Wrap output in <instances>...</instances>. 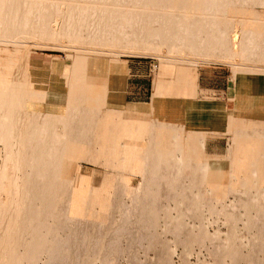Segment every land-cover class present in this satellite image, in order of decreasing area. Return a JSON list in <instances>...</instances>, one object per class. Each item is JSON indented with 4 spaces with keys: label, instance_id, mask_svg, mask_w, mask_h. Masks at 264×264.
<instances>
[{
    "label": "bare ground",
    "instance_id": "bare-ground-1",
    "mask_svg": "<svg viewBox=\"0 0 264 264\" xmlns=\"http://www.w3.org/2000/svg\"><path fill=\"white\" fill-rule=\"evenodd\" d=\"M258 7H264V0H0V144L4 156L11 153L23 172L19 198L3 209L0 203V262L172 264L175 251L165 239L170 233L178 248L210 243L216 264H240L244 244L237 245L236 236L224 242L220 234L210 235L203 219L209 209L227 216L231 227L244 211L247 227L256 231L246 245L252 250L247 261L264 263L259 257L264 251V186H256L264 181V156L247 161V155L232 153L226 178L218 182L222 185L215 186L219 180L211 185L218 161L194 155L197 149L190 144L192 137L218 130H193L176 118L151 114L148 129L140 131L147 137L137 143L145 148L136 159L142 171L115 172L121 201L112 203L108 213L98 211L94 199L99 195L92 186L75 202L76 174L83 163L114 172L109 168L113 114L130 113L109 106L104 90L88 83L91 53L71 54L78 59L72 79L60 87L38 80L30 47L6 45L7 39L32 35L36 41L67 39L113 50L166 45L169 54L182 48L197 57H240L251 65L234 69L237 103L230 132L236 144L245 136L264 139V104L255 102L262 90L258 78L264 75V17L254 10ZM51 13L56 17L50 21ZM245 100L248 106L242 109ZM256 146L253 140L239 145ZM248 164L250 180L234 186L239 167ZM3 169L0 164V177ZM133 177L140 180L138 186L131 185ZM231 196L237 201L228 204ZM170 200L172 209L167 208ZM157 221L164 225L153 226Z\"/></svg>",
    "mask_w": 264,
    "mask_h": 264
},
{
    "label": "rangeland",
    "instance_id": "rangeland-1",
    "mask_svg": "<svg viewBox=\"0 0 264 264\" xmlns=\"http://www.w3.org/2000/svg\"><path fill=\"white\" fill-rule=\"evenodd\" d=\"M125 7L130 8L129 6ZM254 10L259 12L261 16L264 17V7H258ZM55 17L56 15L51 13L49 20L51 21ZM35 30H37V28ZM7 40V42L10 43L6 44L9 49H12V44L15 46L19 45L20 47H30L29 58L35 67L38 80H49L52 83L59 84L60 87H68L72 79L73 67L78 59L75 58V56H71V54L76 52L91 53L92 55L88 56L86 61V65L88 66V83L90 85L99 86L104 90L105 100L109 106L131 113L134 111L126 109L124 103L121 102L122 91H120L116 85L118 81H122L126 77L127 69H129L133 63H147L148 76L146 78L150 82L154 83L155 94L153 95V98L158 95H163L166 97L168 102L171 99L173 104L177 103L179 99L197 96L198 71L199 69L203 70L202 72H204V74L201 77V82L203 84H207L211 89L215 90L211 92L214 98H221V94H223V103L225 104L226 102L228 108L232 106V101L227 100V98L232 97V94L235 93L234 91L236 87L234 69L241 67L240 65H251L240 57L217 59L211 57H197L193 55V53L182 50V48L181 50H176L169 54L168 47L166 45L158 47L157 50L150 49V47H123L113 50L110 45L95 47L80 43H70L67 39L59 42L36 41L33 39L32 35L14 41L12 39ZM4 47L6 46H2V48ZM49 62L55 63L57 65V70H63V73L61 75H51L48 73V68L45 65ZM101 73L105 77V80L102 82H100ZM258 79L260 82L262 81V90H258L259 96L255 97L257 99H255V102L264 104V75L260 76ZM113 82L115 86H113ZM227 88H229V91L226 92ZM248 102L249 100L242 102L241 108H247ZM236 103L237 101L235 100V106ZM218 108L219 106L217 109ZM233 111L231 113L229 111H225V113L229 116V124L226 130H218L217 132L215 131L213 133H209L204 137L197 135L196 137H192L193 139L190 144L191 148L197 149V151H194V155L199 157H208L218 161L216 166L213 167L214 173L212 174L211 179V185H214L216 180H219L215 185L217 187L222 185L218 182H220L221 179L226 178V171H228V158L232 153L235 155L240 153L247 155V161L249 158L250 161L253 160L255 156L258 157L257 155H260V159H262L261 156H264V139L260 137L257 138L256 136V138L252 139H249L246 136L239 139L237 138L236 141L238 143L235 144V135L230 132V126L233 124ZM113 115L115 125L113 133L114 147L109 157V168L114 172H111L108 169L98 168L93 164L83 163L84 169L80 174H76L77 181L75 185L76 194L78 196L75 202H81V197L87 195L91 189L90 187L93 186L99 195L98 198L96 197V199H94V201L99 204V207L95 208H97L98 211L103 210L106 213L109 212L110 205L112 203H118L121 201L120 198H117V195H120L121 192L117 190L118 180L115 172L139 173L142 171L139 167L140 164H136V159L139 156H143L145 148L144 146L141 147V145H138L137 143L142 139L141 137H147V135L140 136V134H133L131 131L127 132V129H130L133 125V123L129 120H132V116L130 118L129 115L120 113ZM260 115L259 118H261L260 121L264 127V115L262 113H260ZM168 116L173 119L176 118L178 121H183L180 116L173 117L170 113H168ZM140 126L148 127L147 121L146 123L141 122ZM208 136H214V139L216 140V147L219 148L214 154L205 152V141ZM104 137H108V134ZM250 140L255 141L257 146L250 149H240L239 145L241 146L242 144H246V142ZM234 145L236 146V150H233ZM126 153H129L130 156L126 157ZM4 155V149L0 144V164L4 165L2 176L0 177V203L2 209L6 203L13 202V200H17L19 198V192L22 191L20 188L22 186L20 178L23 176V172L17 164V159L13 158L11 153H8L7 157ZM176 155L179 157L180 153L177 152ZM126 162H129V168L125 167ZM138 167L140 169H138ZM251 168L252 167H249V164L240 166L238 172L240 179L233 181V185L242 186V183H246V181H244L245 179H247L248 182L250 180V176L247 173L251 170ZM139 182V179L137 180V178L135 179L133 177L131 185L138 186ZM256 186H264V181L257 183ZM177 201L179 202V200ZM236 201L237 200L234 196H231L227 200L228 204ZM166 203L172 204L168 205L167 208H174L173 200L166 201ZM78 209L79 208H76L77 211ZM203 219L205 228H207L210 235L220 234L221 239L224 242H228L233 236H236L239 240L237 245L240 243L244 244V254L243 258H241L242 261L240 264H264L263 262L248 263L247 261L252 255V250L251 248L246 247V245H248L251 239L256 235V231L250 230L247 227V217L244 216V211H241L239 220L235 221L232 227L227 220V216H220L217 213L210 212L209 209L205 210ZM162 225H164V222L162 221L153 223V226ZM158 232L161 234L163 233L162 231ZM165 239H168L171 244L170 249L175 251L171 258L172 264H216L211 254L210 243H208L207 247L195 244L185 249L183 246L179 248L175 246L174 238L170 233ZM143 256V253L139 254L141 259H143ZM150 257L153 258L154 254H151ZM259 257L264 259V251L260 252ZM124 258L126 259L127 257L125 256ZM0 264H6V262H0ZM97 264L102 263L98 262ZM121 264L128 263L126 260L122 259ZM227 264L232 263L229 260Z\"/></svg>",
    "mask_w": 264,
    "mask_h": 264
},
{
    "label": "crops",
    "instance_id": "crops-1",
    "mask_svg": "<svg viewBox=\"0 0 264 264\" xmlns=\"http://www.w3.org/2000/svg\"><path fill=\"white\" fill-rule=\"evenodd\" d=\"M45 66L51 75H61L63 73V70H57V65L53 62H49ZM147 68V63L139 62L131 64L129 69L126 68V77L122 81H118L116 85L122 91L121 102L124 103L125 108L134 111L132 113L129 112L130 118L132 116V120H129L133 123L131 127L136 128L133 134H140L141 130L148 129L151 114L161 118V116L168 115V113L172 114V116H180L185 126L189 129L206 130L207 132L227 129L229 116L225 111L231 113L234 110L235 93L232 94L231 98H227V100L232 101V106L228 108L227 103H223V94H221V98H214L211 92L215 90L201 82L204 72L199 69L197 96L182 98L173 104L171 99L168 102L163 95L153 98L155 94L154 83L146 78L148 76ZM103 80H105V77L101 73L100 82ZM113 86H115L114 82ZM227 91H229V88L226 89ZM218 106L219 108L217 109ZM146 121L148 127H141L140 123H146ZM145 130L141 131V133H144ZM217 149L219 148L216 147L214 136H208L205 141V152L214 154L218 151Z\"/></svg>",
    "mask_w": 264,
    "mask_h": 264
}]
</instances>
